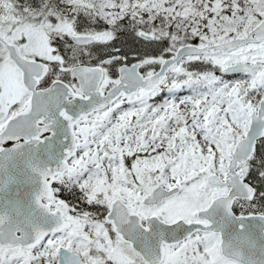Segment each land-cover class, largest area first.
Wrapping results in <instances>:
<instances>
[{
  "label": "snow or ice",
  "instance_id": "obj_1",
  "mask_svg": "<svg viewBox=\"0 0 264 264\" xmlns=\"http://www.w3.org/2000/svg\"><path fill=\"white\" fill-rule=\"evenodd\" d=\"M0 264H264V0H0Z\"/></svg>",
  "mask_w": 264,
  "mask_h": 264
}]
</instances>
